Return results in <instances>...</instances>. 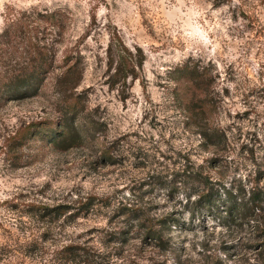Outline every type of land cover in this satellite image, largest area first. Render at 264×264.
<instances>
[{
	"label": "rangeland",
	"instance_id": "rangeland-1",
	"mask_svg": "<svg viewBox=\"0 0 264 264\" xmlns=\"http://www.w3.org/2000/svg\"><path fill=\"white\" fill-rule=\"evenodd\" d=\"M7 4L65 11L57 63L68 51L80 54L85 69L74 93L87 111L79 118L102 125L65 150L53 134H39L11 162L17 167L0 149V264H264L253 228L225 225L199 207L198 194L187 198L198 183L181 166L189 157L214 188L248 190L257 177L264 184V0H0V31ZM93 16L97 25L82 38ZM114 28L145 56L125 100L105 83ZM198 58L220 73L211 118L227 140L216 148L201 143L172 99V71ZM53 76L38 96L0 107V148L24 121L57 130ZM157 172L162 187L148 184ZM138 205L168 241L165 250L120 214ZM61 206L67 211L56 216ZM43 207L60 208L44 216Z\"/></svg>",
	"mask_w": 264,
	"mask_h": 264
},
{
	"label": "trees",
	"instance_id": "trees-1",
	"mask_svg": "<svg viewBox=\"0 0 264 264\" xmlns=\"http://www.w3.org/2000/svg\"><path fill=\"white\" fill-rule=\"evenodd\" d=\"M67 19L63 9L18 8L11 4L4 8L3 26L0 31V107L11 100L38 96L49 75L54 74L53 90L58 101L55 109L59 120L56 124L57 130L52 129L48 133L43 131L47 129L45 124L49 122L24 121L19 127L4 134L0 149L9 164L14 160H20L22 149L39 134H45L47 138L49 133L53 134L49 138L53 145L65 150L80 145L85 136L95 133L102 125L101 122L83 124L79 118L87 111L85 101L74 93L81 83L85 69L80 54L68 51L61 63H57L58 47L62 43ZM96 25L93 16L82 38L89 36ZM107 34L108 40L104 49L105 83L109 89L118 91L121 100H125L128 97L126 91L131 83L140 77L145 56L138 46L128 47L115 28L108 30ZM171 76L175 85L172 99L185 113V123L198 127L197 133L201 143L205 147L216 148L225 142L227 133L211 118L215 108L213 99L220 95V91L216 89L220 79L216 66L211 61L204 62L198 58L174 69ZM180 92L186 95V99H181ZM107 153L103 151L101 155L104 156V163L114 164L115 161L107 156ZM184 160L181 166L185 177L198 183V192L190 191L187 198L194 193L198 194L199 207L207 209L210 213L216 212L224 219L225 225L232 224L239 228L246 225L253 228L264 247V218L261 216L264 212V184H260L257 179L259 177L254 179L248 190L244 188L233 190L226 186L222 189L214 188L211 179L203 174L200 166L196 167L189 157ZM12 166L17 167L16 164ZM151 177L153 180L148 183L149 185L162 187V176H159L158 172L151 174ZM59 208L43 207L49 211L44 216L52 214ZM61 208L64 209L56 211V216L67 211L66 206ZM88 208L87 206L85 209ZM123 209L120 214L136 221L134 226L143 230V239L155 241L161 250L168 247V241L164 240L160 229L153 227V224L148 225L150 222L147 224L151 220H147L139 205L136 208ZM1 253L0 250V260Z\"/></svg>",
	"mask_w": 264,
	"mask_h": 264
}]
</instances>
